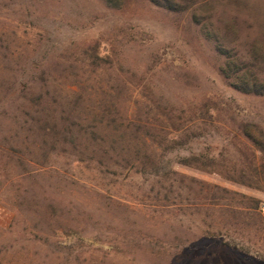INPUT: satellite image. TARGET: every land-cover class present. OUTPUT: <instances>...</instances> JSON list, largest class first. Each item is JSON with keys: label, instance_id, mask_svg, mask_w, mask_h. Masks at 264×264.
Wrapping results in <instances>:
<instances>
[{"label": "rangeland", "instance_id": "obj_1", "mask_svg": "<svg viewBox=\"0 0 264 264\" xmlns=\"http://www.w3.org/2000/svg\"><path fill=\"white\" fill-rule=\"evenodd\" d=\"M172 2L0 0V264H264V0Z\"/></svg>", "mask_w": 264, "mask_h": 264}, {"label": "trees", "instance_id": "obj_2", "mask_svg": "<svg viewBox=\"0 0 264 264\" xmlns=\"http://www.w3.org/2000/svg\"><path fill=\"white\" fill-rule=\"evenodd\" d=\"M157 4H161L163 6L166 7H170L171 9H176V3L172 2V0H154ZM235 61L232 59H228L226 62V68L224 69V74L230 78V77H234L236 80H233V85L235 88H237L238 90L244 92V93H254V94H263L264 93V84L262 83H258L256 81L255 78H246L243 77L242 75L239 74L238 70H232V66L235 65ZM210 109V106H208L207 104H203L202 108L200 109ZM255 143L257 145V147L259 148L260 151L264 152V144H260V142L258 140H255ZM208 158L204 157V155L201 156H192V157H183L180 158L179 163L183 164V165H188V166H192V165H197L196 167L200 168V169H206L207 166L211 165V162H207ZM211 161V159H210ZM162 172V176H164L165 178H169L171 176V174L176 173V171L171 170L168 167H159V166H155L153 173L155 175L160 176ZM235 180V178H232ZM240 182L239 180H235ZM244 183V182H242Z\"/></svg>", "mask_w": 264, "mask_h": 264}]
</instances>
